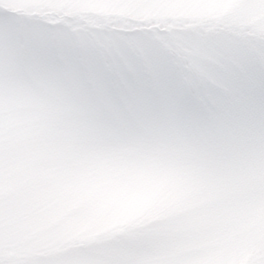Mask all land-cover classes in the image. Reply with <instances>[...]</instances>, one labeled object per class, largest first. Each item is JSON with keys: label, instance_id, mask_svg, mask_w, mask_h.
<instances>
[{"label": "snow or ice", "instance_id": "1", "mask_svg": "<svg viewBox=\"0 0 264 264\" xmlns=\"http://www.w3.org/2000/svg\"><path fill=\"white\" fill-rule=\"evenodd\" d=\"M0 264H264V0H0Z\"/></svg>", "mask_w": 264, "mask_h": 264}]
</instances>
